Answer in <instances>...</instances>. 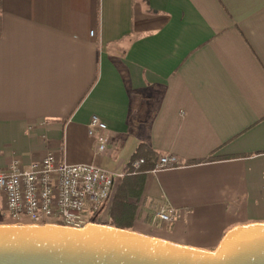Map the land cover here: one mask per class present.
Segmentation results:
<instances>
[{"label":"crops","instance_id":"0c3cea01","mask_svg":"<svg viewBox=\"0 0 264 264\" xmlns=\"http://www.w3.org/2000/svg\"><path fill=\"white\" fill-rule=\"evenodd\" d=\"M49 152L143 174L131 231L215 252L264 225V0H0V168Z\"/></svg>","mask_w":264,"mask_h":264},{"label":"water","instance_id":"95a60500","mask_svg":"<svg viewBox=\"0 0 264 264\" xmlns=\"http://www.w3.org/2000/svg\"><path fill=\"white\" fill-rule=\"evenodd\" d=\"M0 264H264V225L232 230L215 252L104 224L0 226Z\"/></svg>","mask_w":264,"mask_h":264},{"label":"built area","instance_id":"2783aa9c","mask_svg":"<svg viewBox=\"0 0 264 264\" xmlns=\"http://www.w3.org/2000/svg\"><path fill=\"white\" fill-rule=\"evenodd\" d=\"M90 35L93 37L95 31ZM89 135L96 140L97 150H108L110 135L108 125L97 115L89 123ZM144 159L132 163V173L137 174ZM180 161L172 155L162 156L154 172L173 169ZM125 173H113L95 164H67L49 152L29 166L14 160L0 168V193L5 200L6 216L17 225L29 221L34 225L49 222L74 229L87 225V217L104 210L115 194L118 182ZM157 221L171 223L174 210L162 207L154 215Z\"/></svg>","mask_w":264,"mask_h":264},{"label":"trees","instance_id":"16d2710c","mask_svg":"<svg viewBox=\"0 0 264 264\" xmlns=\"http://www.w3.org/2000/svg\"><path fill=\"white\" fill-rule=\"evenodd\" d=\"M144 186L145 176L143 174L128 176L124 179L109 202L110 221L108 225L126 230L134 229L138 204L144 192ZM98 214L93 216L94 221Z\"/></svg>","mask_w":264,"mask_h":264},{"label":"rangeland","instance_id":"374dc122","mask_svg":"<svg viewBox=\"0 0 264 264\" xmlns=\"http://www.w3.org/2000/svg\"><path fill=\"white\" fill-rule=\"evenodd\" d=\"M109 210H110V206L109 204L105 206L104 210L98 214L97 216H95L96 221L93 220V216L90 215L87 217V224H93V222H96L94 224H107L110 221V216H109ZM21 225H17V222H14L12 220H10L8 217H5L4 215L0 216V226H22V225H34L29 221H24L22 223H20ZM48 224H57L55 222H49ZM143 224H147V225H142V226H147L150 227L151 230H168L169 225H162L161 223L158 224H154V225H149V223L143 221Z\"/></svg>","mask_w":264,"mask_h":264},{"label":"bare ground","instance_id":"6f19581e","mask_svg":"<svg viewBox=\"0 0 264 264\" xmlns=\"http://www.w3.org/2000/svg\"><path fill=\"white\" fill-rule=\"evenodd\" d=\"M88 226H90V224H87L85 227H88Z\"/></svg>","mask_w":264,"mask_h":264}]
</instances>
